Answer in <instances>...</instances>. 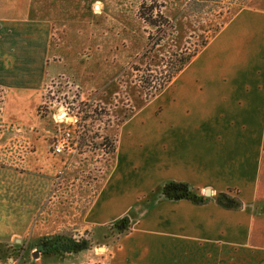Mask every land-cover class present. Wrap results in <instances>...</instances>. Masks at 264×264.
<instances>
[{
	"label": "crops",
	"instance_id": "0c3cea01",
	"mask_svg": "<svg viewBox=\"0 0 264 264\" xmlns=\"http://www.w3.org/2000/svg\"><path fill=\"white\" fill-rule=\"evenodd\" d=\"M129 1L135 13L143 0ZM158 1L173 22L182 19L190 2ZM251 1L231 14L163 89L173 98L169 109L158 118L141 110L131 117L117 142V169L83 220L86 229L113 223L134 208L137 194L153 193L166 181L188 183L199 193L210 190L211 197L237 190L243 208L224 209L215 201L162 202L138 213L143 221L112 247L104 264H264V0ZM55 2L0 0V157L8 166L23 165V150L44 144L38 108L45 89L63 75L61 59L52 52ZM25 6L33 7L35 18L11 17L13 7ZM9 149L16 156L11 163L5 161ZM135 169L149 183L138 190L131 178L136 175L129 174ZM12 171L0 168V232L11 221L9 238L24 230L25 193L33 197L31 215L40 211L38 183L32 181L26 192L16 182L9 189ZM16 212L23 214L18 224L9 218ZM3 238L0 233V242Z\"/></svg>",
	"mask_w": 264,
	"mask_h": 264
},
{
	"label": "rangeland",
	"instance_id": "374dc122",
	"mask_svg": "<svg viewBox=\"0 0 264 264\" xmlns=\"http://www.w3.org/2000/svg\"><path fill=\"white\" fill-rule=\"evenodd\" d=\"M153 1L163 4L158 0L141 2L150 7ZM251 3V0H190L182 19L173 22L170 37L151 57L141 60L148 32L156 38V29L146 26L138 17L140 5L134 13L129 0H56L50 7L54 25L52 52L61 59L63 75L45 89L43 104L38 108V114L45 121L42 135H39L44 144L34 146L35 149L26 146L23 165L8 166L0 157L3 161L0 168L13 169L8 172L9 189L15 188L16 182L26 192L32 181L34 186L38 183L40 211L31 215L33 197L25 193L24 230L19 231V237L9 238L7 234L11 231L7 230V225L11 221L4 223L5 230L0 233L6 234V238L0 242V264H104L108 259L104 261L103 258L109 256L112 247L128 235L135 224L143 221L137 220L141 218L138 213L165 201L186 200L194 205L216 203L219 193L208 197L188 183H182L188 185L187 189L174 186L166 194L167 184L181 183L166 181L153 193L137 194L134 208L113 223L86 229L83 220L102 185L111 177L113 169H117V142L131 117L141 110L158 118L160 111L169 109L173 102L171 94H164L163 90L155 99H149L154 89L143 81L149 79L152 87L158 86L168 72V63H163L162 58L169 61L175 53L192 52L196 48L200 51L202 41L208 43L231 14ZM32 8L13 7L14 13L11 10L9 13L13 18L32 19L35 18ZM3 96L0 90V108ZM67 131L71 133L72 147L57 154V141ZM28 134L25 141L31 136ZM157 145L158 142L151 143V147ZM31 153H34L33 158H30ZM12 157H16L15 153L9 149V159L5 161L11 163ZM129 174L136 175L131 178L136 181L137 190L149 184L141 177V169ZM188 189L191 196L198 199L186 198L189 197ZM231 191L228 194L239 199L238 191ZM22 215L16 212L9 218H14L12 221L18 224ZM123 219L127 222L120 224ZM116 224L120 229L114 228ZM57 237L85 240L89 248L77 253L56 252L52 247Z\"/></svg>",
	"mask_w": 264,
	"mask_h": 264
},
{
	"label": "trees",
	"instance_id": "16d2710c",
	"mask_svg": "<svg viewBox=\"0 0 264 264\" xmlns=\"http://www.w3.org/2000/svg\"><path fill=\"white\" fill-rule=\"evenodd\" d=\"M152 6V7H151ZM147 7L145 2H142L138 8V17L146 24L148 27H152L156 29V38L148 32L147 44L143 54L141 55V60H146L148 57H151L155 52L156 48L162 44L168 37H170L171 32L174 30L173 21L169 20L162 12L164 7L163 4L158 3L156 1L152 2V5ZM154 12H156L154 14ZM206 41H202L200 47L203 48L206 46ZM199 49L196 48L192 52H188L187 50L182 51L180 53H175L173 58L170 57L169 61H166L162 58V62H167L168 72L167 77L163 82H161L158 86L152 87V82L148 79L146 82L143 81L147 87L154 89V92L149 94V99L155 97L160 91H162L166 86H168L172 80L193 60V58L198 54ZM139 58V59H140ZM173 183H169L164 187V192L166 194L167 191L172 188H185L188 187L187 184L178 183L176 185H172ZM187 189V188H185ZM232 192V191H228ZM228 192H221L218 194L216 204L224 209L229 210H240L243 208V203L240 199H234ZM189 197L188 199H198L197 196H191V191L188 189ZM176 198V197H175ZM264 210V207H263ZM123 222H127V219H123L119 221L120 224ZM118 223V224H119ZM114 225L115 229H120L119 225ZM127 229V226H124ZM122 230V229H121ZM65 243H64V241ZM63 241V243H61ZM55 245L52 249L56 252L63 253H72V252H81L87 250L89 248V244L85 240H75L72 238H64L57 237L55 241ZM47 250V249H46Z\"/></svg>",
	"mask_w": 264,
	"mask_h": 264
},
{
	"label": "built area",
	"instance_id": "2783aa9c",
	"mask_svg": "<svg viewBox=\"0 0 264 264\" xmlns=\"http://www.w3.org/2000/svg\"><path fill=\"white\" fill-rule=\"evenodd\" d=\"M70 140H71V133L70 131H67L65 135L57 141L55 152L57 154H61L66 149H70L72 147V143H70Z\"/></svg>",
	"mask_w": 264,
	"mask_h": 264
},
{
	"label": "water",
	"instance_id": "95a60500",
	"mask_svg": "<svg viewBox=\"0 0 264 264\" xmlns=\"http://www.w3.org/2000/svg\"><path fill=\"white\" fill-rule=\"evenodd\" d=\"M205 195L208 196V197L211 196V191L210 190H206L205 191ZM39 249L42 250L43 246H39Z\"/></svg>",
	"mask_w": 264,
	"mask_h": 264
}]
</instances>
